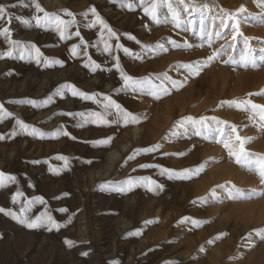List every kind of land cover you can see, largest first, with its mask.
Masks as SVG:
<instances>
[{
    "label": "rangeland",
    "instance_id": "1",
    "mask_svg": "<svg viewBox=\"0 0 264 264\" xmlns=\"http://www.w3.org/2000/svg\"><path fill=\"white\" fill-rule=\"evenodd\" d=\"M0 5L7 13L0 29H9L0 34V105L12 114L0 112V171L15 177L0 186V264H264V237L245 239L253 229L246 234L241 223L264 211V113L251 107L264 105V21L256 22L264 0ZM124 75L148 77L167 94L151 86L123 89ZM74 89L91 98L74 96ZM175 95L185 109L151 133L154 112ZM106 96L121 109L106 108ZM187 117H205L207 127ZM134 127L147 139L133 136V146L100 178L118 139L112 132ZM105 138L110 142L100 143ZM241 142L247 155L237 164L229 150L239 152ZM194 147L199 158L190 163ZM165 169L177 174L169 178ZM195 175L207 184L192 195ZM257 221L260 237L264 217Z\"/></svg>",
    "mask_w": 264,
    "mask_h": 264
},
{
    "label": "snow or ice",
    "instance_id": "2",
    "mask_svg": "<svg viewBox=\"0 0 264 264\" xmlns=\"http://www.w3.org/2000/svg\"><path fill=\"white\" fill-rule=\"evenodd\" d=\"M180 2L182 3L183 0H180ZM11 6H12V7H15V5H11ZM129 7H130V5H129ZM168 7H169V10L172 11V6H171L170 3H169V5H168ZM36 8H37L38 11H41V12L44 11L38 3L36 4ZM91 11H92V13H93L94 15H96V19H97V20H98V21H99V22H100L105 28H108V25L105 24V22L99 17V15L95 13V8H94V7L91 9ZM238 11H239V12H243V11H244L243 6H242ZM145 12L148 13V12H149V9H148V8H145ZM65 14H66V15H69V16H72V15H73L71 12H66ZM6 15H7V13H6V8H5V6L0 5V20H3V19L5 18ZM151 15H152V18H153V19H156V5H155V4L152 5V8H151ZM226 15H228V14L226 13ZM45 16H46L47 18H50V19H55V21H56L58 24H63V23H64V21H63L62 19H60L58 16H56V14H54V13H53V14L45 13ZM8 18H9V20H10V19H11V16L9 15ZM40 19H41V18H40L39 16L36 17V21H37L38 24H39V22H40ZM173 19L176 20V22H177V26H179V19H178V17H177L175 14L173 15ZM202 23H203V21H201V24H202ZM222 24H223V21H222ZM223 26H224V27H227L226 24H223ZM232 27H233V28H236L237 25L234 23V24L232 25ZM109 31L111 32V29H109ZM8 33H9V29H8L7 27H5V28H3V29H0V34L6 36ZM76 35L79 36V35H80L79 32H77ZM113 35H114V33H113ZM217 35H220V33H217ZM233 38L235 39V36H234ZM133 39H134V37H133ZM31 47H35V45H32ZM75 47H76V46H73V55H76ZM118 47H119V46H118ZM105 50H106V51L108 50L107 47H106ZM36 51H37V53H39V49H38V48L36 49ZM124 51H125V52H128V49L125 48ZM214 55H215V54H214ZM214 55L208 57V59H209V60L214 59ZM96 67H99V65H96ZM182 67H191V66H190V65H182ZM93 70H95V69H93ZM122 78H123V80H124V85L122 86L123 89H131L132 91L135 92V91H144L146 88H149V86H151L153 89H161L165 94H167V89L164 88L163 84H160V85H154L153 82H152V80L149 79L148 77H144V78H139V79H137V78H133L132 76H129V75H124ZM172 83H173V85L175 86V81H173ZM72 94H73L74 96L79 95V96H81V97H83V98H85V99H89V98H91L88 94H86V93H82V92H78V91L75 90V89L73 90ZM149 94L154 95L156 99H159V98H160V97H159V94H157L156 92H151V91H150ZM105 99L108 100V104L105 105L106 108L112 106L113 104H115V102L111 100V97L106 96ZM230 103H235V101L230 102ZM249 103H251V102L249 101ZM115 107L117 108V110H120V109H121V106H120L119 104H115ZM251 107H252L253 109H261V110H262V113H264V105L251 104ZM0 112H3L4 115H7V116H11V115H12L11 113H8V112H6V110L3 109V105H0ZM62 114L72 115L71 113H62ZM79 115H80V116H84L85 114H84V113H79ZM91 115H92L93 117H96L98 121H100V122H104L103 117L101 116L100 113H98V112H94V113H92ZM125 115H126V116H130V117H131V120H132L133 122H138V119H139L138 117L132 116V114L127 113V112H125ZM0 119H2V117H0ZM213 119H215V118H213ZM262 119H264V115H262ZM185 120H186V122L198 123V124H201V125L204 126V127H207V125L205 124V120H206L205 117H201L198 121L195 120V119L192 118V117H187V118H185ZM18 123L20 124V126H21L22 128H27V127H28V126L25 125L22 121H19V120H18ZM181 126H183V125H181ZM33 131H35V129H33ZM232 131H233V132L236 131L235 127L232 128ZM13 134H14V133H13ZM63 134H64V135H69L67 132H64ZM195 134H196L197 136H199L201 133H200L199 131H197ZM0 138H2V137H0ZM110 140H111V138H105L104 140L100 141V143H109ZM236 140L239 141V140H240V137L237 136V137H236ZM225 147H228V144H227V143L225 144ZM229 155L235 157V160H236V163H237V164H244V163H245L244 157H245L247 154H246L245 151H244V148H243V142H241V147H240L239 152H233V151L230 149V150H229ZM59 158H60V159H66L65 157H59ZM148 166H149V165H142L141 167H148ZM260 167H261V173H260V174H261V178L264 179V163H262V164L260 165ZM163 171H164V172H170V173H171V174L169 175V178H171V175H176V174H177V173H175L173 170H167V169H165V170H163ZM187 172H188V170H185V173H184V174L186 175ZM162 174H163V172H162ZM4 180L14 181V180H15V177H13V176H11V175H8V174H5L4 172L0 171V186H4ZM157 187H161V186H160V185H157ZM17 195H18V194H17ZM229 195H230V198H234V197L231 196V193H230ZM13 200H15V196L13 197ZM41 203H43V200H41ZM4 211H5L4 209L0 208V212H4ZM6 214L14 215V214L11 213V212H8V213H6ZM37 219H39V217H37ZM49 220L51 221V217H49ZM21 222L23 223L24 221H21ZM52 223H55V222L52 221ZM27 226L31 228V227H36L37 224H36L35 222H33V223H29ZM66 243L71 244L72 242H71V241H66ZM82 255L87 256L88 253H87V252H84V253H82Z\"/></svg>",
    "mask_w": 264,
    "mask_h": 264
},
{
    "label": "bare ground",
    "instance_id": "3",
    "mask_svg": "<svg viewBox=\"0 0 264 264\" xmlns=\"http://www.w3.org/2000/svg\"><path fill=\"white\" fill-rule=\"evenodd\" d=\"M51 4H53V1H52ZM258 17H259V19L256 20V22L264 21V15L263 16L261 15V16H258ZM260 33H261V35L262 34L264 35V30H262ZM172 56H174V55H172ZM174 101H175V105H174ZM184 105H185V101H184L182 95H177V96L175 95L172 99L169 98L168 100H166L165 104L160 106L156 110V112H154L155 113L154 114L155 123L151 126V128H149L150 132L154 133L155 135H157L158 133L162 132V129H164L165 125H167L169 123L170 119L173 118L174 116H177L176 113H178V115H181L180 113L182 112L183 109H185ZM109 132H107V133H109ZM103 133H105V132H103ZM107 133H105V134H107ZM112 133H113V138H115L117 136L118 139L115 141V144H114L115 148L111 149L106 154L104 153L106 158H107V161L109 162V167L103 172H97V174L99 175L100 178L105 176L109 172V170L112 167V165L115 162V160L121 155V153L125 149L128 150L129 148H131L133 146V144H132L133 136L136 137V139L141 140V141H144L145 139H147V134H143L141 132L140 128H135V127L132 128L131 130L125 131L123 133H118L117 130L113 131ZM98 138H99V136H98ZM194 148L192 149V151H190L191 154L189 155V158H188L190 163H195L196 161H198V158H199L198 151H197L198 147L195 148V149ZM175 166H177V165H175ZM195 174L199 175V173H195ZM196 175H195L194 178H196V180H197L198 178H197ZM239 178L242 179L243 178L242 175ZM199 180H200V178L198 179V181H196V182L194 181L192 187H190V188L188 187L187 188L188 192L191 193L192 195H197L198 193H202L206 189V184L207 183L204 182V183H206V184H204L203 182H201L202 180L201 181H199ZM258 215L260 217H258L257 215L253 216L254 217V222L252 224H247L246 222H244L245 219H241L242 229L245 231L246 234H249V231H247L249 226H250L251 229H253L250 232V234H249L250 236L245 238V239L257 240V238L264 237V235H261L259 237V235H257L256 232H253L259 226V221H257V220H259V219L264 217V211L263 212H259Z\"/></svg>",
    "mask_w": 264,
    "mask_h": 264
}]
</instances>
